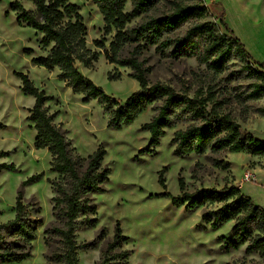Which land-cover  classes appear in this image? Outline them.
Returning a JSON list of instances; mask_svg holds the SVG:
<instances>
[{
	"label": "rangeland",
	"instance_id": "rangeland-1",
	"mask_svg": "<svg viewBox=\"0 0 264 264\" xmlns=\"http://www.w3.org/2000/svg\"><path fill=\"white\" fill-rule=\"evenodd\" d=\"M14 1L0 0V124L4 126L0 128V164L13 163L16 167L15 171H0V225L15 218L21 183L34 174L43 173V177L24 190L28 213L40 221L31 256L19 263L0 264H45L46 256L58 246L55 241L52 251L49 249L44 231L57 223L52 182L59 175L51 169L50 151L36 147L37 131L29 120L35 99L23 93L17 72L28 74L36 87L51 97L46 106L80 156L87 157L99 147L107 151L104 163L111 174L106 191L93 195L98 222L93 227L81 226L77 231V242L87 246L79 250V264L101 262L117 224L127 240L108 254L115 258L112 264H124L115 257L123 251L129 253L126 264H264V257L258 252L246 251L247 244L235 249L227 243L234 221L215 229L202 219L203 212L215 210L219 204L188 209L185 205L176 207L162 195L164 192L179 195L178 180L183 177L187 192L203 188L222 190L234 185L264 208V156L207 150L182 158L175 152L172 137L177 130L187 127L185 123L166 129L159 145L151 146V135L142 126L155 115L154 106L122 129L109 127V115L98 100L84 102L82 94L74 93L60 79L58 68L49 70L33 62V58L45 56L48 49L41 44L40 33L18 22L17 13L11 9ZM18 1L26 10L36 11L31 0ZM69 1L78 6L87 27L88 47L99 52L92 68L78 62V69L108 96L124 103L139 89V83L131 76L130 68L111 63L105 55L115 39V30L105 34L103 16L92 0ZM241 1L246 2L248 11L241 9ZM206 4L219 13L217 17L212 13V19L223 31L224 20L232 25L234 21L237 32L246 38L248 47L241 41L254 61L264 64V0H206ZM237 9L242 12L243 24L235 19ZM126 10H130V4ZM103 37L105 48L96 47L94 41ZM133 51H138L151 83L170 85L189 96L199 89L206 92L211 88L241 129L264 141V116L258 111L264 108V95L259 99L248 98L257 80L248 74L240 59L226 60L214 70L195 56L164 57L155 46L143 44H126L121 55L130 56ZM215 160L221 164L217 165ZM225 164L229 167L224 168ZM164 168L166 188L159 181ZM247 172L253 174V181L244 180Z\"/></svg>",
	"mask_w": 264,
	"mask_h": 264
},
{
	"label": "trees",
	"instance_id": "trees-1",
	"mask_svg": "<svg viewBox=\"0 0 264 264\" xmlns=\"http://www.w3.org/2000/svg\"><path fill=\"white\" fill-rule=\"evenodd\" d=\"M36 11H28L16 0L11 9L17 13L20 24H26L42 35L41 44L48 49L45 56L33 58L36 65L60 70V79L74 93L82 94L84 102L98 100L109 115V127L122 129L132 124L148 107H155V115L142 128L151 135V146H158L166 129L185 123L187 127L177 130L172 143L178 156L186 158L192 153L204 154L207 150L219 153L223 150L264 156V141L251 132L241 129L232 113L224 110V104L217 100L211 88L206 92L199 89L193 96L177 92L163 83H151L147 71L139 60L138 51L122 56L126 44L155 46L162 56H195L214 70L232 58L244 63L248 74L257 80L250 99L264 95V64L254 61L244 44L222 22L212 19V12L206 0H92L99 8L105 23V34L115 30V39L105 53L111 63L128 67L131 76L139 83L124 103L108 96L102 88L86 77L77 66L92 68L99 52L88 47V30L79 13L78 6L69 0H31ZM130 4V10L126 7ZM166 8V9H163ZM134 25H130L133 21ZM184 31V33H183ZM96 47L104 49L105 37L94 41ZM213 59V60H212ZM257 66L259 68H257ZM24 94L35 99L30 109L29 120L37 131L36 147L47 148L52 155L51 169L59 178L53 180L54 213L57 223L45 229V242L52 251L45 264H79L77 231L81 226L97 224V208L93 195L106 191L110 168L104 163L107 151L99 147L87 157L80 156L65 132L55 123V114L49 112L48 96L36 87L28 74L17 72ZM264 116V108L258 110ZM4 126L0 124V128ZM217 165L221 163L215 160ZM223 166V165H222ZM228 168L229 164H225ZM1 170L15 171L11 164H0ZM161 170L160 184L166 188ZM43 173L34 174L24 180L18 190L15 218L0 225V262L19 263L31 256L32 242L40 221L28 213L24 202L27 185L40 181ZM179 195L162 193L171 199L176 207L188 209L219 204L215 210L203 212L202 219L217 229L225 222L234 221L232 236L227 242L233 248L247 244L248 253L258 252L264 257V208L242 194L234 185L222 190L200 189L186 191L183 177H179ZM127 238L117 224L113 240L106 247L99 264H112L115 258L109 253L119 248ZM117 259L126 260L127 251L116 254Z\"/></svg>",
	"mask_w": 264,
	"mask_h": 264
},
{
	"label": "crops",
	"instance_id": "crops-1",
	"mask_svg": "<svg viewBox=\"0 0 264 264\" xmlns=\"http://www.w3.org/2000/svg\"><path fill=\"white\" fill-rule=\"evenodd\" d=\"M209 7H210V9H211V11H212V13L217 17L218 15H219V13L217 14V11H216V9H214L213 7H212V5H208ZM240 6H241V9H243V10H247L246 9V7H247V4H246V2H245V4H243V1H241V3H240ZM248 11V10H247ZM234 14L236 15L235 16V19H236V21H238V22H241V24H243V22H242V12H240V10H238L237 9V11H235L234 12ZM227 24H228V26H229V28H231L232 29V31L233 32H235V34L237 33V38L238 39H240V40H242L243 41V43L246 45V47H248V45L246 44V38L243 36V35H240L237 31H238V28L236 27V24L234 23V21H233V25H232V23H230V22H228V21H226V20H224ZM241 41V42H242ZM248 51V50H247ZM249 53H250V55H251V52H250V50L248 51ZM252 56V55H251Z\"/></svg>",
	"mask_w": 264,
	"mask_h": 264
},
{
	"label": "built area",
	"instance_id": "built-area-1",
	"mask_svg": "<svg viewBox=\"0 0 264 264\" xmlns=\"http://www.w3.org/2000/svg\"><path fill=\"white\" fill-rule=\"evenodd\" d=\"M244 180H246V181H253L254 180L253 174H251L250 172H247L245 174Z\"/></svg>",
	"mask_w": 264,
	"mask_h": 264
},
{
	"label": "bare ground",
	"instance_id": "bare-ground-1",
	"mask_svg": "<svg viewBox=\"0 0 264 264\" xmlns=\"http://www.w3.org/2000/svg\"><path fill=\"white\" fill-rule=\"evenodd\" d=\"M252 35H253V34H252ZM250 36H251V35H250ZM253 37H254V36H253ZM253 37L251 36V38H253ZM249 38H250V37H248V39H249ZM251 38L249 39V41L252 40ZM254 41H255V42H254ZM250 42H251V41H250ZM252 43H253V45H255L256 40L254 39V40L252 41Z\"/></svg>",
	"mask_w": 264,
	"mask_h": 264
}]
</instances>
